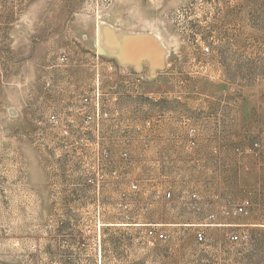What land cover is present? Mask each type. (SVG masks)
Returning a JSON list of instances; mask_svg holds the SVG:
<instances>
[{
    "label": "rangeland",
    "instance_id": "rangeland-1",
    "mask_svg": "<svg viewBox=\"0 0 264 264\" xmlns=\"http://www.w3.org/2000/svg\"><path fill=\"white\" fill-rule=\"evenodd\" d=\"M172 258L264 264V0H0V264Z\"/></svg>",
    "mask_w": 264,
    "mask_h": 264
},
{
    "label": "crops",
    "instance_id": "crops-1",
    "mask_svg": "<svg viewBox=\"0 0 264 264\" xmlns=\"http://www.w3.org/2000/svg\"><path fill=\"white\" fill-rule=\"evenodd\" d=\"M223 222H225L226 226H234V227H241V226H247L249 225L247 220L242 218L240 220H238L237 222H233V223H228V219H223ZM204 222H190V223H179L176 224L174 226H178V227H182V226H191V227H207V226H202ZM216 226V225H214ZM72 228L64 231L63 230H58V232H60L61 234L58 235V262L60 263H72V262H76L78 261L77 257H78V252L81 250L79 241L77 239L74 238H64V236H66L67 232H71ZM59 236L61 238H59ZM71 236V234H70ZM175 264V259L172 258Z\"/></svg>",
    "mask_w": 264,
    "mask_h": 264
},
{
    "label": "built area",
    "instance_id": "built-area-1",
    "mask_svg": "<svg viewBox=\"0 0 264 264\" xmlns=\"http://www.w3.org/2000/svg\"><path fill=\"white\" fill-rule=\"evenodd\" d=\"M168 196H170V193H168ZM192 197L193 198H197V195L196 194H192ZM249 204H250L249 200L244 199L240 203L234 205L233 206V209H225L224 210V215L227 217L231 213H234V214H243V213L246 212L247 207L249 206ZM214 216L212 215V217H214ZM208 225H211V224H207V223L206 224H202V226H208ZM214 225H216V226H223V224H221V223H215ZM150 234L151 235H154V236H157L161 240H166L167 237H168L166 233H164V232H158L156 228H152L150 230ZM231 238L233 240H238V235L237 234H233L231 236ZM197 239L199 241H203L204 240V235H203V233L201 231H199L197 233Z\"/></svg>",
    "mask_w": 264,
    "mask_h": 264
}]
</instances>
